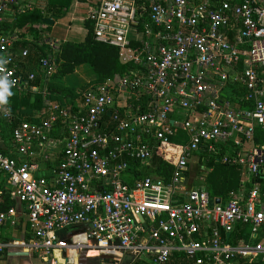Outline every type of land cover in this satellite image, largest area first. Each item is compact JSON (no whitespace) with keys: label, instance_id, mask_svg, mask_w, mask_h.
<instances>
[{"label":"built area","instance_id":"built-area-1","mask_svg":"<svg viewBox=\"0 0 264 264\" xmlns=\"http://www.w3.org/2000/svg\"><path fill=\"white\" fill-rule=\"evenodd\" d=\"M24 1L0 0V77L18 92L34 90L28 83L39 76L23 77L28 51H13L17 38L2 27L11 8L33 9ZM88 20L94 39L118 48L133 69L81 93L75 108L45 99L38 122L15 123L8 99L0 104L20 159L0 154V177L24 205L33 237L0 243V252L42 251L52 264L91 258V250L113 264H264L259 183L221 205L186 176L192 161L239 166L251 180L263 174L254 135L264 130V0H99ZM37 68L44 83L55 72L51 57ZM57 124L64 146L54 175L41 177L31 159L56 148ZM155 154L173 161L168 182L151 174L123 182L130 162L144 172ZM14 216L0 211V226ZM236 223L259 240L231 245L223 234Z\"/></svg>","mask_w":264,"mask_h":264},{"label":"trees","instance_id":"trees-1","mask_svg":"<svg viewBox=\"0 0 264 264\" xmlns=\"http://www.w3.org/2000/svg\"><path fill=\"white\" fill-rule=\"evenodd\" d=\"M27 1L25 0L24 3H27ZM32 1L30 0L28 2L32 5ZM78 1L81 3L87 2V0ZM72 2L73 0H46L42 8L33 6L31 11H26L25 13H20L16 7L9 10L12 16H7L2 28L6 34L17 38L13 51L16 53L24 49L28 51V56L21 60L22 64L20 65L23 77L26 78L31 72H34V68L38 66L42 58L51 57L55 64L54 74L47 82L42 83V88H40L41 80L39 77H36L33 82L28 83L30 87H37L38 92L25 88L17 93L15 90L9 89L11 95L7 99L11 103V111L16 117L15 123L19 121L38 122L39 116L31 112L41 110L44 106L45 99L48 101H57L68 98L69 101H73L86 90L95 89L104 82H112L116 77L124 74L129 75L131 72L132 65L120 61L118 48L97 42L94 39L93 25L89 20L84 23L86 35L82 42L61 41L56 43L51 40L50 42H54V48H50L48 33H44L49 27L44 25L42 20L49 16H55L56 18L63 17L69 10ZM136 2L139 5L143 3V0H136ZM81 65H89L92 73L97 78L81 88L78 92H75L74 89L55 84V82L52 83L53 80L63 79L66 75L72 74ZM44 88L45 95L43 94ZM32 94H34V98L32 103H30ZM49 97L50 99H48ZM12 127L13 125L8 124L0 116V154L20 161L10 135ZM57 132V130H53L51 137L60 139V137H57ZM63 136L66 137V131L63 132ZM62 139L64 138L61 136ZM254 139L257 145H264V130L257 129ZM206 165L211 170L207 173L203 182L211 198L217 199L225 197L229 191L236 190L239 187V181L241 179L240 167L214 161ZM172 170V160L155 154L151 167H148L144 172L138 170L135 162H130V168L123 175V182L132 187L136 180L142 178V174H151L157 176L164 182H168ZM259 176L253 179L252 182L261 184L264 190L263 178ZM250 187H252V184L247 186V188ZM14 205L15 201L11 194L3 190L0 196V211L8 212ZM248 236L251 237V234H246L244 240H247L246 238Z\"/></svg>","mask_w":264,"mask_h":264},{"label":"crops","instance_id":"crops-1","mask_svg":"<svg viewBox=\"0 0 264 264\" xmlns=\"http://www.w3.org/2000/svg\"><path fill=\"white\" fill-rule=\"evenodd\" d=\"M28 1L27 3H29ZM98 1L99 0H87L86 3H81L78 0H73L67 13L63 17L57 18L56 20H54L53 25H51L53 29L60 26V29L57 33L60 36V38L53 35L51 37L53 39L52 41L58 42V40H61V41H69V42H75V43L82 42L86 35L84 23L85 21L88 20L91 10L95 8V5L98 3ZM31 3H32V6L34 7L38 6L42 8L44 6L43 0L32 1ZM10 16H12L11 13L8 14V17ZM132 37H135V34H133ZM120 61L122 62L121 58H120ZM34 72L38 74L39 79L41 80L40 88H42V83L44 84V82H42L43 81L42 78L40 77L42 73L40 70H38L37 67L34 68ZM96 78L97 76L92 73L89 65H81L77 67L72 74L66 75L63 79L53 80L52 83L55 82V84H58L60 86H67V88L75 89L79 87H85L91 81L96 80ZM32 88L38 92L37 87L33 86ZM15 92L19 93L18 91H15ZM33 98H34V94L31 95L30 103H32ZM48 99H50V97ZM60 101L61 102L52 100L51 102H55V103L65 105V106H72L75 108L81 102V98L80 96H78L73 101H69L68 98L67 99L63 98ZM41 110H38L35 112L33 111L31 113L40 115ZM55 126L56 128H54V130L58 131L57 137H60V139L54 138L55 140L58 141L56 148L52 151L46 150V149L40 150L38 151L39 156L31 159V162L37 166V173L45 177H51L56 172L58 160L61 155V150L64 146V141L66 139V137L63 136V132L65 131L64 126L61 124H57ZM178 134L181 135V133H178ZM61 136L64 139L61 140ZM259 146H264V145H259ZM208 163L209 162H206L204 164H202V162H197V161L190 162L189 167H188L189 172L186 175L188 176L187 184L189 183L190 187H204L207 189V187L204 186L202 182L204 181L207 173H209L211 170V168L206 165ZM240 169H241V179L239 181L240 183L239 187L236 190L229 191L225 197L217 198V199L215 198L213 199L210 197V200L212 203H218L221 205H225L231 199V196H230L231 193H235L239 195L243 194L244 196L248 194V191L251 187L247 188V186L249 184L251 185L253 182L251 178H249L248 175L244 174L243 169L241 167ZM261 170L263 173L261 177L263 178V183H264V168H261ZM0 184H3L2 187H3V190L6 191V193L11 194V192H9V190L5 188L2 177H0ZM258 185L263 189L261 184H258ZM12 198L15 201V205L11 209L15 210V216L12 218V221L5 222L3 225L0 226V243H3V242L28 243L29 242L31 244L33 237L30 232L29 225L27 223L25 207L23 204L18 203V201L13 196ZM7 230H11L10 237L5 235ZM246 234L250 235L249 226L243 225L241 223H236L234 226L233 232L231 234H228V237L226 236L227 234H223V236L225 238H228V242L231 245H239L244 242L254 243V242H257L260 238V234L256 236L252 235L251 237L248 236L249 238L248 237L246 238L248 240L247 241V240H244ZM26 249L27 248L17 246V247H12V248L3 250L2 252H0V264H52V263H49V262L47 263L43 261L38 256H35V254H33V252L35 251H28ZM22 253L24 254L26 253V255H23ZM16 254H22V256H16ZM75 255H76L75 251L70 252L69 254L70 261H72V258H74ZM98 256H100L98 251L91 250L90 253L88 254V257H91V258H85L83 255H81L78 257L77 260H75L73 264H94V259H96L95 257H98Z\"/></svg>","mask_w":264,"mask_h":264},{"label":"rangeland","instance_id":"rangeland-1","mask_svg":"<svg viewBox=\"0 0 264 264\" xmlns=\"http://www.w3.org/2000/svg\"><path fill=\"white\" fill-rule=\"evenodd\" d=\"M49 27V29L47 30V31H45L44 33H48L47 34V36H48V39H49V42L51 41V40H53L51 37L53 36V35H55V36H57L58 38H60V36L57 34L58 33V31H59V29H60V26L59 27H56V28H52L51 26H48ZM46 36V37H47ZM73 39V38H72ZM77 39V38H76ZM58 42H61V40H58ZM58 42H56V43H58ZM62 87H67V86H62ZM81 88H83V87H79V88H75L74 90H75V92H78ZM70 89H73V88H70ZM58 102H61L60 100H57ZM202 184H204V182H202ZM7 231H9V232H7ZM6 231V233H5V235L6 236H8V237H10V233H11V230H7ZM90 253V252H89ZM88 253V254H89ZM33 254H35V256H38L39 258H41L42 257V251H38V252H33ZM100 254V253H99ZM50 259V258H49ZM46 262L48 263H50V261L47 259L46 260ZM94 264H113V261H112V259H110V258H107V257H105V256H102L101 258L100 257H96V259H94Z\"/></svg>","mask_w":264,"mask_h":264},{"label":"clouds","instance_id":"clouds-1","mask_svg":"<svg viewBox=\"0 0 264 264\" xmlns=\"http://www.w3.org/2000/svg\"><path fill=\"white\" fill-rule=\"evenodd\" d=\"M4 61L0 60V65H2ZM2 67H0V71H2ZM11 95L9 91V84L7 83L6 77H0V104L6 103V98Z\"/></svg>","mask_w":264,"mask_h":264},{"label":"water","instance_id":"water-1","mask_svg":"<svg viewBox=\"0 0 264 264\" xmlns=\"http://www.w3.org/2000/svg\"><path fill=\"white\" fill-rule=\"evenodd\" d=\"M57 18L55 16H49L45 19L42 20V23L46 26H51L54 23V20H56ZM228 237V234L226 235ZM23 255H26V253H22ZM22 254H16V256H22Z\"/></svg>","mask_w":264,"mask_h":264}]
</instances>
